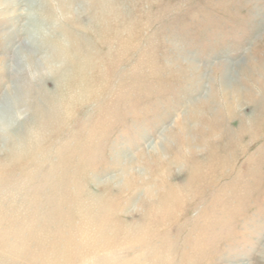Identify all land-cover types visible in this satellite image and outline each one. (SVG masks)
Wrapping results in <instances>:
<instances>
[{
  "label": "rangeland",
  "instance_id": "1",
  "mask_svg": "<svg viewBox=\"0 0 264 264\" xmlns=\"http://www.w3.org/2000/svg\"><path fill=\"white\" fill-rule=\"evenodd\" d=\"M0 264H264V0H0Z\"/></svg>",
  "mask_w": 264,
  "mask_h": 264
},
{
  "label": "bare ground",
  "instance_id": "2",
  "mask_svg": "<svg viewBox=\"0 0 264 264\" xmlns=\"http://www.w3.org/2000/svg\"><path fill=\"white\" fill-rule=\"evenodd\" d=\"M38 3L41 4V2H38ZM37 13H38V11H37ZM38 16H39V15H38ZM48 17H49V16H48ZM39 18H40V17H39ZM35 23H36V22H33L34 26H35ZM48 25H49V24H48ZM38 30H39V29H38ZM38 32H39V31H38Z\"/></svg>",
  "mask_w": 264,
  "mask_h": 264
}]
</instances>
